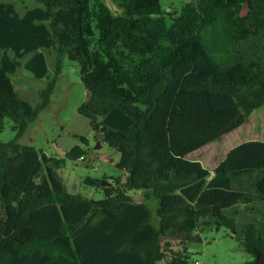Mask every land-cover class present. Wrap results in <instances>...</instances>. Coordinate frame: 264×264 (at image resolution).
<instances>
[{
    "label": "trees",
    "instance_id": "trees-1",
    "mask_svg": "<svg viewBox=\"0 0 264 264\" xmlns=\"http://www.w3.org/2000/svg\"><path fill=\"white\" fill-rule=\"evenodd\" d=\"M13 1L43 6L56 51L26 115L0 64V132L6 118L16 130L0 142V264H190L186 243L201 240V226L234 230L224 209L264 204V141L233 146L212 172L186 157L264 105V0H190L169 11L160 0ZM64 59L79 66L87 97L78 112L95 149L118 153L120 174L94 186L98 199L68 192L56 158L19 141L49 104ZM115 108L128 128L99 121ZM86 153L76 144L65 156ZM239 240L253 256L244 264H264L257 223Z\"/></svg>",
    "mask_w": 264,
    "mask_h": 264
},
{
    "label": "rangeland",
    "instance_id": "rangeland-1",
    "mask_svg": "<svg viewBox=\"0 0 264 264\" xmlns=\"http://www.w3.org/2000/svg\"><path fill=\"white\" fill-rule=\"evenodd\" d=\"M8 1L12 10H4L0 14V19L3 20L0 24V64L11 77L26 115L41 101L40 92L52 77L56 45L51 37L44 8L40 3L30 2L29 5L30 3L27 2ZM105 1L109 5L113 4L112 0ZM6 2L4 0V3ZM161 5L164 9L167 0H161ZM181 6L179 5V8ZM30 8H40L44 16L30 18V14H26ZM245 12L246 5H243L240 13L245 14ZM6 16L18 18L28 32L11 28ZM21 33H25V49L17 55L15 52L19 50L17 44L21 41ZM39 46L42 48L39 49ZM86 97L87 91L80 80L78 64L64 59L61 72L50 94L49 104L39 112L34 121L28 123L19 141L34 145L47 155L56 158V167L65 180L68 192L98 199L102 195L93 192L94 186L101 180H109V175L115 171L110 160H105L107 158L102 154L116 158L117 152L103 142L99 151L95 149L96 138L89 119L78 112L79 106ZM115 111L130 118L122 109ZM99 121L106 125L113 123V127L124 126L121 121L116 120L115 113L100 117ZM12 125L11 119L6 118L4 128L0 132V142H6L16 135ZM80 135L87 138L88 144L81 143L78 138ZM236 137L264 138V105L255 109L250 114L249 120L237 132H229L224 137L209 142L190 156L193 157L192 159L196 156L199 157L198 159L206 156L209 162L215 157L222 158L229 150L227 149L229 142L231 143ZM75 143L86 148L84 159L70 160L65 156L66 150ZM200 161L202 163V160ZM223 212L234 219V230L226 225L216 228L214 223L201 226L199 232L201 240L186 243L190 264H244L252 259L253 256L240 246L241 228L247 223H257L264 238V204L259 201H253L248 206L236 204L224 209ZM170 244L173 250L183 248V245L175 239L170 240ZM159 264L168 263L167 260H162Z\"/></svg>",
    "mask_w": 264,
    "mask_h": 264
},
{
    "label": "crops",
    "instance_id": "crops-1",
    "mask_svg": "<svg viewBox=\"0 0 264 264\" xmlns=\"http://www.w3.org/2000/svg\"><path fill=\"white\" fill-rule=\"evenodd\" d=\"M7 2L6 3H4V0H0V11H1V13L0 14H2L3 13V11L4 10H9V9H11L12 10V7L10 6V4L11 3H9L10 1H8V0H6ZM188 1H190V0H167V5H165V10H167V11H169V10H175V9H178L179 8V5H182V4H184L185 2H188ZM160 3H161V0H160ZM29 4V3H28ZM29 5H31V3L29 4ZM162 6V5H161ZM36 9V10H35ZM27 15H29L30 14V18H38V17H43L44 15H45V12H44V15H43V11L40 9V8H30V9H28L27 10V13H26ZM12 17V16H11ZM6 18H7V20H8V22H9V24H10V27L11 28H16V29H18V31L19 30H23V31H27V30H25L24 29V27H23V25H22V23L20 22V20L18 19V18H16V19H14V17H12V18H9V16H6ZM3 23V20L2 19H0V24H2ZM28 32V31H27ZM20 36H21V41L17 44V49H19L17 52H15L17 55H20L21 53H22V50H24L25 49V47H24V42H25V33H21L20 34ZM40 48H42V46H39V49ZM4 68V67H3ZM115 109H119V108H115ZM115 109H113L110 113H115V117H116V120H118V121H121L123 124H124V126L123 127H119V125H117V127H113L114 125H112L113 123H110L108 126H110V127H113V128H118V129H124V128H128L130 125H131V123H132V120H131V118H128L127 116V118L124 116V114L122 115V113L120 114L119 112H114V110ZM123 111V110H122ZM110 113H108V114H110ZM123 113H124V111H123ZM249 120V119H248ZM247 122V121H246ZM245 122V123H246ZM245 123H243L242 125H240L239 127H237V128H234V129H232V130H230L229 132H232V133H235V132H237L240 128H242L243 127V125L245 124ZM105 124V123H104ZM234 131V132H233ZM229 132H227V133H229ZM227 133H225V134H227ZM225 134H223L220 138H222V137H224V135ZM219 138V139H220ZM246 140H254V139H252L251 137H242V138H240V137H236L235 139H233L232 141H231V143L229 142V146H228V148L227 149H231L233 146H235V145H237V144H239V143H241V142H243V141H246ZM257 140H262V141H264V138H260V139H257ZM212 142V141H211ZM77 143V142H76ZM76 143L74 144V145H76ZM208 144V143H207ZM206 145V144H205ZM205 145H203L202 147H204ZM102 147V146H101ZM101 147H100V149H101ZM201 147V148H202ZM201 148H199V149H201ZM100 149H98V151L100 150ZM199 149H197L196 151L198 152V150ZM69 150V149H68ZM228 150V151H229ZM67 151V150H66ZM116 151V150H115ZM227 151V152H228ZM195 152V151H194ZM194 152H192V153H189L186 157L187 158H189V159H192L193 157H191L190 156V154H193ZM197 152H195V153H197ZM101 155V154H100ZM103 156H106V158L107 159H105V160H110V163L114 166V164H115V162H116V160H117V158H118V153H117V157L116 158H114V157H110V156H107V155H105V154H102ZM197 157V158H196ZM196 157H194V159L193 160H202V164H203V166L204 167H206L209 171H211L212 172V170L216 167V165L224 158V156L222 157V158H219V157H215V159L213 158V159H210V162H209V158H206V156L205 157H203L202 159L200 158V159H198L199 157L198 156H196ZM196 158V159H195ZM221 159V160H217V159ZM104 159V158H103ZM215 160V161H214ZM201 162V161H200ZM56 163H57V160H56ZM211 163H212V165H211ZM114 173L113 174H110L109 175V181L110 180H113L114 178H116L119 174H120V172L117 170V168L114 166ZM97 194H99V193H97ZM100 198V197H99Z\"/></svg>",
    "mask_w": 264,
    "mask_h": 264
},
{
    "label": "built area",
    "instance_id": "built-area-1",
    "mask_svg": "<svg viewBox=\"0 0 264 264\" xmlns=\"http://www.w3.org/2000/svg\"><path fill=\"white\" fill-rule=\"evenodd\" d=\"M80 160L82 159V157L79 158ZM197 263V262H196Z\"/></svg>",
    "mask_w": 264,
    "mask_h": 264
}]
</instances>
